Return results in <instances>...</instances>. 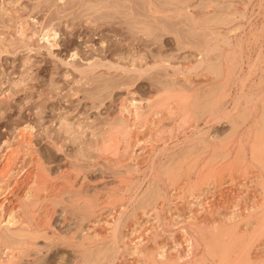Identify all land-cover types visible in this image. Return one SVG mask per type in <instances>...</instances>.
I'll use <instances>...</instances> for the list:
<instances>
[{"label":"bare ground","instance_id":"obj_1","mask_svg":"<svg viewBox=\"0 0 264 264\" xmlns=\"http://www.w3.org/2000/svg\"><path fill=\"white\" fill-rule=\"evenodd\" d=\"M145 1L158 12L152 0ZM22 26L14 27L20 36ZM57 34L51 27L38 34L49 54L59 44ZM104 47L90 52L80 67L67 63L79 73L73 83L100 67L139 76L158 68L169 79L138 98L134 81L117 85L124 92L110 101L113 107L106 106V117L116 120L86 157L89 168H109L113 183L94 185L91 194L83 190L91 180L76 157L51 177L45 155L34 147L30 121L14 123L13 139L0 137V264L33 256L35 240L52 227L55 201L75 209L74 218L65 209L57 214L62 225L75 226L60 238L75 252L74 264H86L93 252L98 258H89L90 264H264V87L261 81L256 90L245 91L249 71L241 74L242 46L238 54L223 52L212 73L202 72L199 80L197 72L218 44L206 45L184 68L166 60L130 68L110 61ZM258 67L264 70V63ZM222 120L230 121L232 131L220 139L210 127ZM66 191L79 193L64 198ZM83 226L86 232L76 235Z\"/></svg>","mask_w":264,"mask_h":264},{"label":"rangeland","instance_id":"obj_2","mask_svg":"<svg viewBox=\"0 0 264 264\" xmlns=\"http://www.w3.org/2000/svg\"><path fill=\"white\" fill-rule=\"evenodd\" d=\"M151 4L158 12H151L145 0H0V137L5 134L13 139L14 123L30 121L34 126V147L37 153L45 155L51 177L54 175L52 178L56 179L58 170L75 164L76 157L81 168L85 165L87 180H91L84 183L83 190L91 194L94 185L101 188L113 183V173L105 165L96 168L86 165L90 162L89 154L95 152L93 142L116 120L106 117V106L109 103L113 107L110 101L116 102L124 92L117 85L134 81L133 87L137 89L134 97L138 98L149 89L163 86L159 82L169 77L160 76L158 68L134 76L100 67L78 84L73 81L79 78V73L68 62L80 67L87 62L90 52L98 53L101 46H106L104 55L110 61L130 68L161 60L184 68L198 59L199 51L206 45L218 44L220 48L206 56L208 64L203 66L207 68L197 72L199 80L204 78L202 72L212 73L215 69L212 66L219 64L223 52L237 50L238 54V46H242L241 74L247 75L249 71L245 91L264 87V70L258 67L264 63V0H152ZM20 23L25 31L23 36L14 31ZM44 27L58 32L59 44L51 49L54 54H49L39 40L38 34ZM101 40L104 43L100 44ZM229 43L235 45L234 49L227 48ZM257 56L263 60L255 67L252 64ZM215 77L216 82L219 76ZM234 86L231 93L235 92ZM229 122H214L210 129L221 139L232 131ZM196 148L195 145L193 150ZM82 175L79 173L76 181ZM66 192L62 197L77 193ZM53 206L57 212L51 218V229L42 231L45 237L41 233L35 240L33 256L23 257L21 264H74L75 252L60 238L68 236L75 226L62 225L57 214L65 209L67 217L74 218L75 209L56 201ZM84 230L85 226L76 235ZM93 256L98 258L93 252L84 263L90 264L88 259Z\"/></svg>","mask_w":264,"mask_h":264}]
</instances>
